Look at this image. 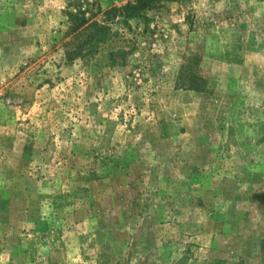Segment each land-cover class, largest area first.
Instances as JSON below:
<instances>
[{
	"label": "rangeland",
	"instance_id": "obj_1",
	"mask_svg": "<svg viewBox=\"0 0 264 264\" xmlns=\"http://www.w3.org/2000/svg\"><path fill=\"white\" fill-rule=\"evenodd\" d=\"M66 3L0 0V264H264V0L160 1L73 62Z\"/></svg>",
	"mask_w": 264,
	"mask_h": 264
},
{
	"label": "trees",
	"instance_id": "obj_2",
	"mask_svg": "<svg viewBox=\"0 0 264 264\" xmlns=\"http://www.w3.org/2000/svg\"><path fill=\"white\" fill-rule=\"evenodd\" d=\"M164 1L178 0H131L121 6L110 5L101 9L95 0H66L64 16L66 18V29L62 35V48L68 62L76 59L87 60L96 55L102 45L106 44L111 38L110 26L116 19L127 22L131 19L142 18L145 11L152 8L153 4ZM96 11L93 12V7ZM100 14L103 18L98 21L96 17ZM125 51L111 52L110 57L115 55L123 56ZM113 60V59H112ZM182 86L191 90L200 91L199 84L202 81L190 70L180 75ZM188 83L189 85H186Z\"/></svg>",
	"mask_w": 264,
	"mask_h": 264
}]
</instances>
